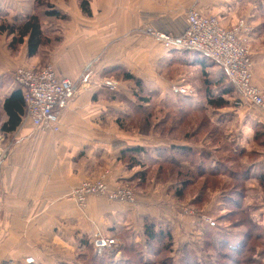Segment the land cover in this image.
Segmentation results:
<instances>
[{
    "label": "crops",
    "instance_id": "0c3cea01",
    "mask_svg": "<svg viewBox=\"0 0 264 264\" xmlns=\"http://www.w3.org/2000/svg\"><path fill=\"white\" fill-rule=\"evenodd\" d=\"M49 2L65 15L60 21L44 20L46 33L60 38L56 46L40 49L28 57L25 42L12 49L11 37L0 32V262L94 264L98 255L91 239L97 232L118 243L113 248L115 253L110 252L113 249L107 250L103 257L121 260L126 257L125 246L143 245L145 218L158 227L168 228L172 243L178 246L176 250H182L180 245L188 237L182 238L180 229L191 232L197 219L178 218L180 225L177 218L171 215L167 218L160 202L155 200L159 196L148 197V193L142 199L138 195L134 203L89 196L85 208L79 209L69 193L79 182L95 179L104 171L109 172L106 177L109 189L128 183L138 169L154 167L152 163L160 159L159 146L171 148L162 142L150 147L148 135L128 134L120 129V123L130 121L133 94L140 91L132 80L122 78L124 73L140 81V96L148 98L156 92L151 87H155L151 80L153 67L165 69L172 64L197 67L207 74L208 85L214 86L207 97L226 95L224 87L230 84L219 66L198 52L166 49L160 41L142 34L141 29L179 36L186 27L188 9L217 17L225 28L243 20L252 29L251 83L264 88V0H90V16L82 13L79 0ZM33 5L34 0H0V16L8 14L23 20L34 13ZM46 65H52L57 77L77 84L76 95L60 113L59 130L36 129L23 121L21 115L12 131H3L8 121L4 101L18 90L22 98L14 72L20 67ZM84 72L86 80L78 82ZM114 77L120 82L116 91L101 86L104 79ZM183 82V78L178 80L171 91L190 98L193 92L174 90L183 88ZM157 84V93L164 92L160 91L164 85ZM240 101L239 127L225 136L235 132L238 142H249L250 132L258 125L264 126V115L241 98ZM148 105L149 102L142 107L148 109ZM199 109L190 107L186 113ZM215 117L211 118L212 123L219 127L228 120ZM130 147L145 149L141 154L144 167L127 168L118 159ZM166 151L162 153L164 159L170 155ZM258 154L262 155L260 159L249 165L250 181H258L257 175L264 173V152ZM149 258L146 260L150 264Z\"/></svg>",
    "mask_w": 264,
    "mask_h": 264
},
{
    "label": "rangeland",
    "instance_id": "374dc122",
    "mask_svg": "<svg viewBox=\"0 0 264 264\" xmlns=\"http://www.w3.org/2000/svg\"><path fill=\"white\" fill-rule=\"evenodd\" d=\"M142 34L145 33L143 32ZM170 55L171 54L169 53V58ZM252 55L253 52L251 49V58ZM185 58L188 59V55H185ZM181 78H183L184 81L182 87L185 89V93L193 92V95H191L190 98L176 95L171 91V86L177 83V81ZM108 79L118 81V79L116 78ZM151 80L152 83L155 84V87H151L156 89V92L149 94L147 98L149 105L148 109H146L147 111L145 112V114H148L149 120L154 123V128L149 129V131L145 133V135H148L150 137L148 146L152 147L156 143L162 142V144L171 145V147L176 148L187 147L192 148L196 151L208 150L212 159H217V155H219L217 151H220L215 150L217 149L215 146L222 147V149L225 148L226 151H224L223 153L222 151H220L221 157L223 159H227L226 162L222 161V163L224 166H226L227 169L231 168L233 172H238L241 166H246L249 168V165L254 163V161L260 159V156L262 155H259L258 153L264 152V126L258 125L259 127L254 132H250V143L244 142L243 140H240L238 142L236 139L237 134L235 132L231 133L229 136H225V133H228L229 131L232 132L234 129H237V127H239L238 120L242 115V111H238V107L241 104L240 97H238L237 92L230 85L227 84L224 87V91L228 90L229 94L220 97L222 100L228 101V104L226 107L221 108L219 111H217L209 106L207 107V96L209 91L212 90L214 86L208 85L207 74L203 73L200 69H197V67L180 66L178 64H172L169 66V68L165 69H160V67H153ZM189 80H191L192 82L189 83ZM79 81L81 82V80H78V82ZM158 82L161 84V86L164 85L163 89L161 88L160 90H163L164 92L157 93V90L159 89V85L157 84ZM118 86H120L119 81ZM174 90H177L179 92L180 89L175 88ZM189 103L191 105H189ZM178 107H182V110L180 111ZM190 107H199L200 109L198 111L194 110L192 113H186L187 110L190 109ZM257 110L258 113L264 115V111L260 109ZM221 112L223 114H221ZM130 114L134 116L135 108L133 111H131ZM145 114L141 116L135 115L136 118L132 121L124 122L123 125H125V127L130 130V132L128 131V134L131 133L134 135H143L137 133L134 130H136L139 125H141L143 117L146 116ZM214 115H216L217 117L215 118L220 121H223V119H228L229 122L227 120L226 123H223V125L219 127V129L216 131L218 133L215 140L211 142V140L207 138V133L214 128L212 119L211 121L208 120V123L212 125L213 128H208V126H206L205 128H202L200 132H195V129L200 126L204 118L208 116L213 117ZM222 135H224L226 139ZM222 138L224 139L225 143L223 142ZM155 140H163L166 142ZM159 147L161 148L158 151H161V154L158 158L164 159L162 153L166 149L168 150L171 148L168 146ZM228 149H232L233 151H235L236 155H233L231 157L228 153ZM166 153H168V151H166ZM170 157L171 153L167 158ZM229 157L231 159H229ZM178 159L183 166L186 167L188 165L187 160L183 156L178 157ZM195 160H197L196 156ZM208 163H210V161L207 162V165ZM158 169L159 168L155 166L147 169H138L135 172V177L132 178L130 182L122 183L118 186L131 187L135 198L134 202H137L139 197L145 199L146 194L148 193V197L152 195L159 196V200L158 197L155 200L160 202V208H162L161 210L167 213V218H169V215H171L175 219L181 217H194L195 219H197V226L193 230H191V232H186L185 228L184 230H182L180 226V231L184 234L182 238H185V235H187L188 237V239L184 242L187 244L183 245L184 243H182V245H180L182 250H176L178 246H175V244L172 243L171 251L173 252L171 254L164 252V254L158 256L150 255V264H167L168 262H170V264H181V259L178 253L180 254L185 250L187 251L186 253L194 256L197 261L202 264H214L218 257L216 251H214L211 246H207L204 243V240L206 239L204 234L206 233V231H211V236L216 241L222 239L226 240V242L228 243H234L235 241L239 242L243 233L247 231L246 225L242 224L244 219L235 222V220L239 219V217L237 216H233L231 218L229 217L227 220H220V217L224 215V213H226L223 209L222 204L220 203L221 193L223 192V190H226L225 194H228V191L232 187H234L232 182L228 180L229 178L227 177L226 171L225 174L222 173L221 175H217L214 179L198 177L192 185H189V187H187V189L183 192L182 197L178 199L174 194V190L179 187V185L177 184L178 181H176L174 177V171L171 167H164L161 170ZM141 171H146L145 179L143 181H139V179L137 178V175ZM159 171L164 173V179L160 178ZM261 175L258 174L257 177ZM202 185H205V195L202 196V200L196 207L194 205V199L198 195V191ZM209 185H213V188H210ZM240 185H244L245 188L244 196L242 197V202L244 205L243 207L246 206V213L250 214L252 220L258 223V231L260 230L262 235L261 239L259 238V240H256L257 242L252 240L248 244L246 248L248 249L247 253L251 250V248L255 247L257 249L256 254L259 259L258 264H264V188L260 187V185H262L260 184V179L258 181L247 180L244 181V183L239 184V186ZM155 191H157V193H155ZM138 195L139 197L137 199ZM232 195L233 194L229 196L231 197ZM255 215L258 216L255 217ZM177 219L176 221L181 225L180 221L182 220V218L180 219V221L179 219ZM213 222L216 226H213ZM232 222H234V225H237L238 227L233 226ZM163 229L167 228L163 227ZM252 232L255 233L254 230ZM10 261L15 262L14 260Z\"/></svg>",
    "mask_w": 264,
    "mask_h": 264
},
{
    "label": "trees",
    "instance_id": "16d2710c",
    "mask_svg": "<svg viewBox=\"0 0 264 264\" xmlns=\"http://www.w3.org/2000/svg\"><path fill=\"white\" fill-rule=\"evenodd\" d=\"M49 1L50 0H34V13L23 20H19L17 17L8 14L0 16V32H5L7 36L11 37V41L9 43L10 48L14 49L16 46L25 42L27 46V56L31 57L37 54L40 49H49L58 44V42L60 41L59 37H50L46 33L47 26L44 23V20L54 22L60 21L65 18V15L57 8H55ZM89 3L90 0H79L80 9L86 16L91 15ZM122 78L124 80H132L140 90L133 94L135 98V101L133 103L135 114L134 116L129 114V117L132 116L130 118V121H132L136 118V116L145 114L147 110L142 106L143 104L148 103V101L146 97L140 96V94H142V91L139 80L133 78L128 73H124ZM224 93L229 94V91L227 90ZM220 97H207V105L214 110L226 107L228 101H224ZM4 109L8 114V121L6 122V124H4L2 130L12 131L19 124L20 116L23 115L24 112V103L19 90L14 92L9 99H6L4 101ZM145 115L146 116H144L143 120L141 121V125H139L138 128L134 130L137 133L143 135H145V133H147L149 129L154 128V123L149 120V115ZM211 118L212 116L204 118L200 126L195 129V132H200L202 128H205L206 126H208V128H213L212 125L208 123V120L210 121ZM119 126L122 131L130 132V130H128L127 127L123 125V123H120ZM213 126L215 129L213 128L207 133V138L211 140V142L215 140L218 133L216 131L219 129L218 125L213 124ZM222 140L225 143L223 138ZM215 147L217 148L215 150H220L222 151V153L226 151L225 148L222 149V147ZM228 150V153L231 157L233 155H236L235 151H233L232 149ZM220 151H217L219 153V155H217V159H212L208 150L196 151L192 148L187 147H171V149H168V152L171 153L170 158H168L167 160L157 159L156 162L152 165L159 168L158 170H161L164 167L172 168V170L174 171V177L179 183V187L174 190L175 197L178 199L182 197L183 192L187 189V187H189V185H192L198 177L214 179L217 175H221L222 173L225 174L226 171L227 177L229 178L228 180L232 182L234 187H232L228 191L229 195L233 194L231 197L228 194H225L226 190H223V192L221 193L220 203L222 204L223 209L226 213H224V215L220 217V220H227L229 217L231 218L233 216H237L239 217V219L235 220V222L244 219L242 224L246 225L247 231L243 233V238L241 237L239 242L235 241L234 243H228L226 242V240L222 239L216 241L214 238H212L211 231L207 230L204 234L206 237L204 243L207 246H211L212 249H214V251H216L217 253L218 258L216 259L214 264H258L259 259L256 254L257 249L253 247L247 253L248 249L246 248L252 240L256 241L257 239L259 240V238L261 239L262 235L260 230L258 231V223L256 221L254 222L251 215L246 213V206L243 207L244 205L242 202V197L244 196L245 188L244 185L239 186V184L244 183V181L250 179L251 169L246 166H241L238 172H233L231 168L227 169L226 166H224L222 163V161L226 162L227 159H223L221 157ZM142 153H145V149L143 147H130L125 151H122L118 159L124 162L127 168H132L134 166L144 167L141 158ZM181 156H183L188 162V165L186 167L179 162L178 157ZM195 156L197 157V160H195ZM229 159L231 158L229 157ZM209 161L210 163H208L207 165V162ZM159 172L160 178L164 179V173H162L161 171ZM145 174L146 171L139 172V174L137 175L139 181H143L145 179ZM134 177L135 175L133 176V178ZM259 179L260 184H262L260 185V187L264 188V173L259 176ZM204 186L205 185L201 186L198 191V195L194 199V205L196 207L202 200V196L205 195ZM209 187L213 188V185H209ZM232 224L233 226H237L234 225V222H232ZM213 226H216L214 222ZM253 230L255 233L252 232ZM143 237V245H139V247L138 245L133 247H131L130 245L128 247H124L126 248L124 251L126 257L124 259L114 261L111 257H103L104 255H98L93 259L96 261L94 262V264H149V262L146 260V258H149L148 256H158L164 254V252L171 254L173 252L171 251L172 236L170 230L168 228L163 229L161 227H158L157 224H155L154 221L149 218H145L143 221ZM110 252L115 253V249ZM186 252L187 251L185 250L180 254L178 253L181 259V264H202L198 262L194 256ZM167 264H170V262H168Z\"/></svg>",
    "mask_w": 264,
    "mask_h": 264
},
{
    "label": "built area",
    "instance_id": "2783aa9c",
    "mask_svg": "<svg viewBox=\"0 0 264 264\" xmlns=\"http://www.w3.org/2000/svg\"><path fill=\"white\" fill-rule=\"evenodd\" d=\"M186 27L179 36L153 31L148 28L140 30L149 37L160 41L166 49L179 48L198 52L219 66L230 86L242 101L255 109L264 111V88L251 83L252 58L250 35L252 29L245 21H238L229 28L223 27L217 17L188 9L185 14ZM15 83L22 91L24 112L22 120L32 127L57 132L60 113L76 95L77 84L69 79L56 76L52 65L41 68L20 67L13 75ZM85 72L79 80L84 82ZM101 86L109 91L118 89V81L104 79ZM180 93L185 89L180 88ZM108 171L95 179L79 182L69 193V197L79 209L86 206L89 196H105L110 201L134 203L133 190L129 186H117L109 189L106 180ZM91 243L94 252L102 255L105 251L117 247V242L97 232ZM0 264H33L26 262L1 261Z\"/></svg>",
    "mask_w": 264,
    "mask_h": 264
}]
</instances>
